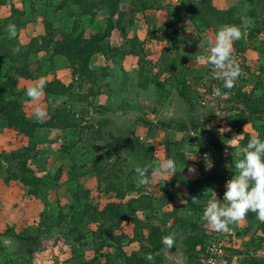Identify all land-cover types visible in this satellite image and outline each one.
Masks as SVG:
<instances>
[{
  "label": "rangeland",
  "instance_id": "1",
  "mask_svg": "<svg viewBox=\"0 0 264 264\" xmlns=\"http://www.w3.org/2000/svg\"><path fill=\"white\" fill-rule=\"evenodd\" d=\"M137 1L123 0L124 8L128 10V4L135 6ZM56 2V0H47L44 5L39 4L41 6L38 11H46L44 21L48 20L53 29L66 28L72 20L64 11L54 13L53 8ZM151 2V15L147 21H144L139 14L136 18L137 25L132 28L133 30L128 31V37L136 35L140 41L145 42L146 52L157 56L162 48L170 45L169 41H161L159 37L163 35L172 37L166 27L167 22L172 23L173 28L181 32L182 35L178 39L182 42L171 53L165 55V61H170L177 53L174 59L176 77L170 79L167 73L161 72L160 81L165 82V87L172 91L174 97L176 84L182 80L187 81L193 93V99L197 95L201 97L197 100V103L201 105V101L208 94V86L213 87L216 84L217 88V85L222 82L213 79V67L206 66L200 60V56L209 54V42H214L217 30L223 25L213 24L209 29L205 28L199 32L189 22L174 23L176 21L174 14L178 13L174 5L176 0H151ZM195 4L222 6L238 10L239 13L243 11L245 15L248 14L249 7L245 0H195ZM10 5L24 14L17 25L12 21L6 24L4 22V19L9 16ZM162 6L165 9H162ZM30 7V2L27 0H13L5 8L0 9V24L4 27L3 32L5 31V40L9 47L16 43L24 50L33 38L44 34L40 13L32 16ZM252 8L255 17L242 20L239 26L242 37L238 40L239 44L236 41L233 42V57L236 63L244 61L247 67L240 76L246 80L242 84V91L264 94V46H262L264 0L255 1ZM102 18L103 15L92 24L85 20L81 27L85 28L86 34L95 33L103 28ZM207 19L209 22L212 20L210 17ZM10 25L14 26L15 35L9 32ZM159 28L162 30L161 35L158 34ZM249 28L254 32L258 31L252 38L249 37ZM148 29H150L149 32ZM122 41L123 39L115 33L111 45L119 47ZM239 47H243L244 51L239 52ZM48 58L49 54L46 53H31L29 57L31 68H34L32 66L37 61L44 66L41 69L42 72L45 71L50 65L46 63ZM134 60L120 55L113 61L106 62L102 55H95L90 62L91 69L98 71L108 66L107 76L97 78L95 85L85 84L79 88L75 83L73 94L63 98L46 96L43 92L36 100L25 95L28 87L38 84L41 80L44 83L52 81L53 77L69 85L71 70L67 68L62 58L54 59V73H50L51 75L48 74L37 81L25 79L19 81L18 90L22 94L23 108L29 118L36 119V111L39 108L43 111L40 118L48 120L54 109L65 106L74 112L76 119H78L76 114L83 113L84 121L77 120L76 126L68 132L50 130L46 134V131L42 130L38 134L36 140L38 148L30 155V162L41 168V174L38 173L37 176L41 177L44 189L38 196L26 194V191L19 187L14 179L6 181L7 177L18 174L19 169L17 161L10 160L9 156L22 152L26 145L16 133L6 128L3 121H0V243L3 246L5 238H10L16 243V249L7 253L6 257L0 253V264H3L5 259L8 261L5 264H66L68 262L73 264L74 255L79 257L81 264L87 263L94 256V250L99 241L91 236V232L95 231L98 225L90 223L88 225L84 223L86 221L80 222L77 218L81 211V204L86 200L85 195L88 194V198H93L98 206L102 207L107 196L104 194L106 198L101 196L99 188L111 183L126 187L127 184L132 183L139 187L138 174L133 173L138 167L147 169L149 179L144 190L149 194H156L160 188L169 185L171 172L164 169L168 156L178 163L176 170L184 172L190 180L201 177L202 168L206 173L214 170L225 172L229 170L227 172L237 173L234 165L244 158V153L238 146L242 134L223 119L235 114L234 110L229 109L231 104L227 100L228 96L223 93L219 96L214 94L207 97L201 107L195 105L191 109L173 100V109L170 112L165 110L170 98L162 101L160 99L162 91L160 92L159 88L151 85L144 90L139 87L140 80ZM90 88L96 96H90L88 93ZM121 103L126 104V110H118ZM122 112H126L127 115H120ZM104 122L106 126H102ZM161 122H164L165 126ZM183 126L184 129L180 131L179 128ZM257 126H259L258 123L245 124L241 130L250 134L252 138L258 136ZM210 127L213 128L211 135L214 134L216 138L218 135L221 140V145L212 151H209L204 137ZM114 140L118 143V149L112 158L114 166L107 168L106 173L98 174L99 171L93 163L96 157L106 149L108 143H113ZM74 142L75 145L69 149V152L60 153L61 146ZM143 148H147V152ZM177 153L183 155L185 158L183 162L181 158L180 162L178 161ZM203 156H208L213 161V167L210 170H206ZM104 164V161H101L96 167L103 168ZM190 167L195 171L189 172ZM106 177L108 178L105 179ZM218 187L220 186L216 184L212 189H199L202 194H211L205 201L190 197L185 189L175 191L173 203L165 206L158 203L155 205L150 223L162 224L167 218L166 214L176 210L177 216L183 217L186 222H195L199 228L208 229L210 225L204 218L203 211L209 200L216 196L218 199L220 195ZM78 197H80L79 200ZM136 197L137 193L134 192L126 195V199ZM198 207L202 209L198 210ZM144 214L138 212L136 216ZM61 216L63 220L58 225ZM131 218L133 215L129 214L127 221L122 224L120 230L115 231V234L124 233L128 238H133V225L129 221ZM172 221V218L167 220L165 237L171 235L174 238L173 244L169 248L163 243L160 264H186L185 242L191 230L189 227L182 229ZM50 229L52 230L48 231ZM230 229L233 234L240 232L238 236H235L237 246H233L234 251L237 249L240 253L239 255L231 253L233 255L231 263L247 264L250 261H257L264 264V223L262 224L255 215L252 219H242L233 224ZM8 231V235H5L4 233ZM17 235L37 236L38 244L35 246L29 243L24 244L16 239ZM121 244L127 254L139 250L136 242L128 243L127 239H124ZM109 250L114 252V249ZM231 263L224 259L217 260L214 264ZM112 264H123V261L116 259Z\"/></svg>",
  "mask_w": 264,
  "mask_h": 264
},
{
  "label": "trees",
  "instance_id": "2",
  "mask_svg": "<svg viewBox=\"0 0 264 264\" xmlns=\"http://www.w3.org/2000/svg\"><path fill=\"white\" fill-rule=\"evenodd\" d=\"M12 1L13 0H0V9L5 8L6 5ZM27 1H29L31 5V15L36 16L38 13L41 15V23H43L45 30L42 36L33 38L31 43L27 44L24 50L22 46H18L16 43H13V45L9 47L5 40V31L3 32L4 27L0 24V121H3L6 128L16 133L26 145L22 152H17L9 156L10 160L17 161L19 169L18 174L7 177L6 181L14 179L19 187L26 191V194L38 196L44 189L41 177L37 176L38 173L41 174V168L39 166H34V164L30 162L31 153L38 148L36 143L38 134L42 132V130H45L46 134L50 130L60 131L61 133L68 132L76 126L75 123L77 120L84 121L83 113L81 115L76 114L78 117V119H76L74 112L70 108L67 109L65 106L54 109L48 120H43L41 118L31 119L23 108L21 101L22 94L18 90L19 81L21 79L37 81L50 73H54L55 58L59 57L65 61L67 68L71 70V82L69 85H65L59 79L53 77L52 81H46L44 83L43 93L46 96L57 98H63L68 95L71 96L73 94L72 90H75V83L78 84L79 88L85 84L95 85L97 78L107 76L108 66L95 71L90 67L91 59L95 55H102L106 62H110L121 55L123 57L126 56L135 59L137 74L140 80L138 85L140 88L146 90L152 85L159 88L160 92L162 91V96L160 98L162 101L173 98L176 103L178 101L181 104H185L188 107L187 109H191L195 105L201 107V105L197 103V100L201 97L197 95L193 99V93L187 81L182 80L176 84L174 90L175 97L172 96V91L165 87V82L160 81L161 72L167 73L170 79L176 77L174 72V59L177 53L174 55L175 57L173 59L165 61V55L171 53V51L176 49L182 42V40L178 39V37L182 35L181 32H179L178 29H174L172 23H166V27L172 37L169 38L165 35L159 37L161 41H169L170 45L166 48H162L157 56H155L154 53L150 54L146 52L145 42L140 41L136 35L128 37V31L133 30L132 28L137 25L136 18L139 14L142 15L144 21H147V18L151 15V0H138L135 6L128 4V10L124 8L123 0H56V5L53 8L54 13L64 11L66 16L72 20L68 27L61 29H53L48 20L44 21V18H46L45 10H43V12L38 11L39 6H41L39 4L44 5V2L47 0ZM255 1L257 0H245L249 6L247 10L248 14L245 15L243 11L239 13L238 10L227 9L222 6H197L195 0H176L174 5L178 13L174 14L176 18L174 23L189 22L190 25H192L194 29L199 30V32L205 28L209 29L213 24L240 26L243 19L255 17L254 9L252 8ZM162 9L165 8L162 6ZM101 15H103V28L95 33L86 34L85 28L81 27L82 22L86 20L89 24H92ZM22 16H24V14L20 12V10L10 5L9 16L4 19V22L6 24L8 21H12L17 25ZM207 17L212 19L211 22H209ZM149 31L150 29H148V32ZM115 33L123 39L119 47L111 45L112 37ZM161 33L162 30L159 28L158 34L161 35ZM257 33V30L254 32L249 28L250 38L254 37ZM236 42L239 44L238 40H236ZM9 43L11 44L12 40L9 41ZM262 46H264V42ZM243 51L244 48L239 47V52ZM31 53L49 54V58L46 62L50 64L49 67L42 72L41 69L44 67L43 64L35 61L34 66H32L34 68L32 69L29 63ZM166 59L168 58L166 57ZM237 64L241 69V73L243 70L247 69L244 61ZM240 76L237 78L238 82H235L234 87L231 89H224L222 87V82L220 85L218 84L219 86L217 85V87H220L221 92L228 96L227 100L231 104L229 109L235 111L234 115L223 117V119L227 120L231 127L236 128L237 131L242 134V138L238 141V146L244 153V148L251 136L241 130L243 125L258 123L259 126L256 128L258 136L264 139V94L243 92L242 84L245 83L246 80ZM211 90L212 87L208 86L207 93ZM88 93L90 96H96L92 88L88 90ZM126 107L125 103H121L118 110H126ZM105 122L107 123V120H105ZM104 123L102 126H106V123ZM161 124L165 126L164 122H161ZM183 129L184 126L179 128L180 131ZM212 129V127L209 128L210 135ZM111 136L110 134L109 137L111 138ZM211 136L214 138L211 147L217 149L218 145H221V140L218 138V135L217 138L214 134ZM74 145L75 142L70 145L64 144L61 146L60 153L64 152L63 154H65L69 152V149ZM117 149L118 143L117 140H114L113 143H108L106 149L96 157L93 165L97 171H99L98 174H101V172L106 173L108 170L107 168L114 166L112 158L113 155L116 154ZM143 149L147 152V148ZM230 151H232V149H230ZM177 156L179 162L180 158L181 162L185 160L183 155L177 153ZM167 159L173 158L168 156ZM228 159L231 158L228 157ZM115 160L116 158L114 161ZM101 161H104V167H96L99 166ZM177 167L178 163L176 162L175 171L174 173L171 172L169 185L160 188L156 194L145 192L144 186L146 183L143 185L139 183V187H136L132 183L127 184V187L122 184L111 183L105 187H100L98 190L101 196H103V194L107 196L102 207H99L93 198H88V194L85 195L86 200L81 204V211L77 218L80 222L86 221L84 223L88 225L89 223L98 225L97 229L91 232V236L94 240L99 241V244H97L94 250V256L85 264H112L116 259H121L123 264H160L162 259L160 252L164 246L163 238L166 235L165 229L167 220L169 221L171 218L173 219V224L179 225L182 229L189 227L191 230L185 242L186 264H199L204 261V258L207 256L205 247L210 237L206 227L202 229L199 228L195 222H186L183 217L177 216L176 210L166 214V223L165 221H163L162 224L156 225L150 223L152 218L151 213L154 212L155 205L158 203L161 204V206H165L173 203L175 191L185 189L190 197L205 201L211 194H202L199 189H212L216 184H218V186L221 185V180L216 170L213 172L211 171V173H206L202 168L201 177L190 180L184 172L176 170ZM227 171L229 170H226V173L232 177L233 174ZM148 172H150V169H148ZM133 173L137 174L136 171ZM107 178L108 177L105 179ZM219 188L220 187H218L217 190ZM129 192L137 193V197L126 199V195ZM79 198L80 197L77 199L79 200ZM197 209L201 210L202 208L198 207ZM138 212L145 214L137 217L136 215ZM129 214L133 215V218L129 220L133 225V238H128L124 233H120L119 235L115 234V231L120 230L122 224L127 221L126 218ZM254 216L255 213L249 212L244 219L249 220ZM62 220L63 217L61 216L58 225H60ZM232 225L233 224L229 226L231 227ZM51 230L52 229L48 231ZM8 233L9 231L4 234L8 235ZM239 234L240 232L227 240L225 245V257L223 258L225 261H230L231 263V259H233L231 253L239 255L240 251H237V249L234 251L233 249V246H237V238H235V236ZM16 239H19L24 244L29 243L33 246L38 244L37 236L17 235ZM124 239H127L128 243H138L139 250L131 254L125 253V248L121 244ZM109 249H114V252H110ZM0 253L6 257L7 253L1 243ZM149 255L152 257L151 260L147 259ZM72 260L73 264H81L79 262V257L76 255L72 257ZM5 263H8L7 259H5L3 264ZM248 263L263 264L257 261H250L247 262V264Z\"/></svg>",
  "mask_w": 264,
  "mask_h": 264
},
{
  "label": "clouds",
  "instance_id": "3",
  "mask_svg": "<svg viewBox=\"0 0 264 264\" xmlns=\"http://www.w3.org/2000/svg\"><path fill=\"white\" fill-rule=\"evenodd\" d=\"M11 35H15L13 25L9 26ZM242 31L239 26L227 25L217 30L214 42H209V54L201 55L200 60L207 66L214 68L213 79L222 81L224 89L234 87L235 81L241 74L239 65L233 57V42L241 39ZM44 81L28 87L25 95L33 100L38 99L44 89ZM214 94H222L221 88L214 89ZM43 115L41 109H37L36 118ZM205 168L210 170L213 167V161L204 157ZM176 162L174 159H168L164 164V169L168 172L175 171ZM237 173L226 181L222 199L213 198L209 200L203 211V216L207 223L215 231L228 232L229 225L235 224L246 217L251 212L255 213L256 218L264 223V139L259 136L248 140L244 148V158L237 161L234 165ZM194 168H189V172H194ZM139 183L145 184L149 177L147 169L138 167L136 169ZM215 193V192H213ZM174 238L169 235L165 237L163 243L171 247ZM147 259L151 260L149 255Z\"/></svg>",
  "mask_w": 264,
  "mask_h": 264
},
{
  "label": "built area",
  "instance_id": "4",
  "mask_svg": "<svg viewBox=\"0 0 264 264\" xmlns=\"http://www.w3.org/2000/svg\"><path fill=\"white\" fill-rule=\"evenodd\" d=\"M214 69V68H213ZM216 85V84H215ZM215 85H213L212 90L203 98L201 101V105L204 104V101H206L207 97H211L214 95V89H216ZM204 137L206 139V143L208 146L209 151L213 150L211 147V143L214 141V138L210 135L208 131L205 132ZM203 156L202 158H204ZM217 175L220 177L221 180V185L220 188L218 189L220 195L218 199H222L223 193H224V186L227 180H229L231 177L228 173L225 171L217 170ZM230 229V226H229ZM209 231V239L206 244V252L207 256L204 258V261L199 263V264H214L216 261H222V259L225 257V245L227 240H229L230 237L234 236L232 233L231 229L228 232H219L215 231L210 227H208ZM222 258V259H221ZM224 260V259H223ZM66 264H70L69 262Z\"/></svg>",
  "mask_w": 264,
  "mask_h": 264
},
{
  "label": "water",
  "instance_id": "5",
  "mask_svg": "<svg viewBox=\"0 0 264 264\" xmlns=\"http://www.w3.org/2000/svg\"><path fill=\"white\" fill-rule=\"evenodd\" d=\"M173 98H170L169 99V101H168V103H167V105H166V107H165V110H169L170 112L172 111V106H173ZM127 115V113L126 112H122V113H120V115ZM12 240H10V238H5L4 240H3V246H4V248H5V251H6V253H8L9 254V252H13V250H15L16 249V246H15V242H11Z\"/></svg>",
  "mask_w": 264,
  "mask_h": 264
}]
</instances>
